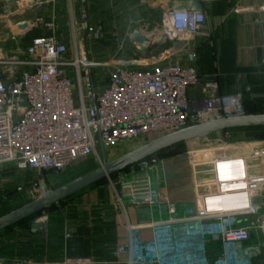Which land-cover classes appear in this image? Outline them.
Returning a JSON list of instances; mask_svg holds the SVG:
<instances>
[{"label":"built area","instance_id":"obj_1","mask_svg":"<svg viewBox=\"0 0 264 264\" xmlns=\"http://www.w3.org/2000/svg\"><path fill=\"white\" fill-rule=\"evenodd\" d=\"M6 1L3 11L0 10V40L17 36L9 27L13 12L10 0ZM50 1L54 0L41 3ZM17 3L21 6V2ZM79 3L78 20H72L70 47L56 32L54 19L45 22L51 34L37 37L25 47L12 51L0 45V167L3 171H16L6 175L4 184L14 185L19 192L29 185L42 189L49 175H64L73 165L90 158L101 162L99 146L106 152V148L125 141L155 138L212 117L246 113L244 97L253 94L246 75L239 74L236 85L221 91L217 79L203 73L197 65L199 47L203 42H211L214 32L204 11L187 7L167 9L154 34L153 29L148 30V24L130 27L127 36L137 51L145 50L133 39L136 29L151 39L146 50L156 37L157 42H169L174 54L179 50L186 55V59H150L137 67L126 57L125 38L119 40L120 51L112 59H93L92 49L86 43L100 42L104 27L90 21L88 0ZM21 23H13L17 34L22 31ZM8 27L10 32L5 30ZM101 71H106L102 83L98 79ZM196 89H200L202 96L192 98L190 91ZM224 134L228 136L229 132ZM222 143L227 144L225 140ZM229 145L221 144L215 156L207 150L199 151L201 159L195 156L197 151L192 152L196 208L182 219L176 218L177 204L161 190L157 171L149 161H142V169L132 174L130 184L124 187L127 192L118 199L122 205L128 201L152 211L165 207L170 218L157 220L150 214L145 223H130L131 240L117 247L115 257L128 254L129 264H144V256L150 255L148 263L168 264L161 252L163 240L156 237L145 243L138 232L146 227L160 230L178 222H223L220 235L225 247L249 241L253 231L264 235V139L237 142L243 147L232 156ZM233 160L241 161L243 176L221 180L219 165ZM232 184L242 187L228 188ZM229 192H243L246 205L231 210L207 207L209 198ZM45 219L47 216L42 218ZM247 219L254 223L247 224ZM65 236L71 237V232ZM39 264H119V260L65 258ZM220 264H230L229 259Z\"/></svg>","mask_w":264,"mask_h":264},{"label":"crops","instance_id":"obj_2","mask_svg":"<svg viewBox=\"0 0 264 264\" xmlns=\"http://www.w3.org/2000/svg\"><path fill=\"white\" fill-rule=\"evenodd\" d=\"M42 1L21 0V6L36 7L33 11L40 14L31 18H25L26 15H23L19 21L27 22L28 27L19 34L16 29H13L16 37L21 38L23 35L25 39V35L33 27L52 19L57 22L60 16H65L63 18L68 19L71 27L72 20L74 18L78 20L79 0H54L44 4L41 3ZM88 6L90 21L104 27V37L100 42L86 43L92 49V57L95 60L113 58L118 53L115 51L113 40H118L119 44V40L124 38L127 44L126 57L132 58L139 51L128 39V29L141 23L148 24V30L153 29L152 33H156V27L161 24L163 13L167 9L187 7L204 11L207 24L214 32L211 42H203L199 47L197 65L200 70L214 76L220 84L221 91H227L236 85L239 82V74L246 75V83L251 85L255 95L248 94V96L251 99L262 97L261 90L264 89V0H88ZM60 35L65 41H69L62 34ZM25 44H27L26 41ZM114 51L117 53L115 54ZM140 54L142 58L148 55L154 61L162 59L167 54L172 56L176 54L175 59H186V55L181 54L179 50L174 54L169 42H157L156 37L153 38L152 45ZM199 91L200 89L190 91V96L198 97L196 94ZM235 147L237 148L233 149L243 146ZM171 150H166L156 158L155 163L152 161V167L158 171L156 175L159 178L161 190L178 206L176 218L182 219L196 208L191 172V156L194 150H186L178 154H172ZM232 151L229 152L231 156L236 153V150ZM212 155H217V152H212ZM219 171L221 180L241 179L243 176L241 161L233 160L222 163L219 165ZM133 173L122 177L118 191L112 185L105 189L103 186L96 185L86 189L90 191L89 198L85 197L82 203L78 197L75 203L71 204L70 201L66 205L65 202L57 204L54 207H58L54 209L56 212H53V209L45 211L51 212L48 221H34L45 225L35 228L33 222L30 234L25 236V241L20 237L12 239L10 243L14 251H11L10 255L1 251L0 261L37 264L59 262L65 258L94 257L100 262L119 260V264H129L128 254H121L119 257H115L114 254L119 245L130 242L129 224L145 223L149 221L150 214L157 220L170 218L166 209L152 211L145 205L128 201L121 204L118 197L127 192L128 189L124 187L130 184ZM236 187H242V184H232L228 188L234 190ZM212 199L214 204H221L230 209L246 203V195L243 192H229L212 197ZM247 221L248 219L244 222ZM222 224L223 222L214 220L202 223H175L172 227L180 226L177 230H181L185 226L191 231H195L196 228L206 232L209 238L206 239L205 249L210 264H220L219 260L224 246L220 235ZM161 231L162 229L146 227L140 229L138 235L141 241L147 243L156 237L160 238ZM67 232H71V237L65 236ZM21 236L23 237L22 234ZM241 245L244 253L233 251L230 264H264V235L261 232L253 231L251 239ZM150 258V255H145L144 264H150L148 263ZM173 259L172 257L167 260V263L185 264L181 260L173 263Z\"/></svg>","mask_w":264,"mask_h":264},{"label":"rangeland","instance_id":"obj_3","mask_svg":"<svg viewBox=\"0 0 264 264\" xmlns=\"http://www.w3.org/2000/svg\"><path fill=\"white\" fill-rule=\"evenodd\" d=\"M10 2V3H9ZM8 3L11 7V12H13V14L10 15L9 17V27H13V29H16V27L14 26L13 23L17 22L20 20V18L23 15H26L25 18H31L34 15L40 14L37 13L34 10V8L36 7H32L30 8L29 6L23 7L20 6V3L18 5L17 2H21V0H10ZM7 4L6 0H0V5H1V10L3 11V7L4 5ZM22 5V4H21ZM24 5V4H23ZM3 6V7H2ZM40 7V6H39ZM65 16H60V19L56 22L57 23V27H56V32L58 34H62L64 37H66L69 41V47L71 45V41H72V27L70 22H68V19L63 18ZM44 22H41L42 27L44 26ZM5 28V30H8V32H10V28ZM7 32V31H6ZM14 33V32H13ZM121 35V34H120ZM116 36V35H115ZM5 38V40H4ZM3 40H0V45L5 46L7 48H10L12 51L15 50L17 47H25V39L22 35L21 38H18L15 36V38H13L12 36L8 39H6V36L2 38ZM113 42H115L114 44V48L115 51L119 52V45H118V40L115 41L113 40ZM114 51V53H115ZM116 52V53H117ZM115 53V54H116ZM141 52H137V57H133L134 59L130 58L131 61H133V63H137L135 64L137 67L139 66H143V64L150 62V57L148 55H145V57L141 56L140 54ZM176 56V55H174ZM172 55L167 54L165 57V60H177L175 59V57ZM162 61H165L163 60ZM109 59V58H108ZM108 59H98V61H103V60H108ZM110 59H112V57H110ZM125 59V60H127ZM139 60V61H138ZM142 60H144L142 62ZM138 61V62H136ZM153 61V60H152ZM142 62V63H140ZM104 78H106V71H101L99 72L98 75V79L100 80L99 82L102 83ZM197 96H202L201 92L199 91L198 94H196ZM260 95V94H259ZM262 97H264V93L261 94ZM246 135L242 132L238 133V134H229L228 136L224 133H215L213 135H211L208 138L205 139H197L194 140L193 142H189L186 144V146L184 147L186 150H194L197 151V153L195 154V156H197V158L201 159L200 157L202 156L201 152L199 151H203V150H207L209 152H214V151H218L220 148V145H228L230 144L228 147L229 149L232 150H236L233 148H237L235 146L237 145V142H246V141H259V140H263V139H246L245 137ZM154 137H149V138H139V139H135V140H131V141H125L123 143H120L119 145L113 147V148H106V154L108 159H113L151 139H153ZM226 141L227 144L222 143L223 141ZM232 148H231V147ZM99 152L100 154H102V148L99 146ZM151 165L152 162H150ZM100 162L97 161V159H93L92 161L89 160V163L86 164L83 169H81V171H79L78 174H82L86 171H89L93 168H96L97 166H99ZM142 164H139V166H134L132 168H130L129 170L123 171L121 172V174H117L113 177H111L110 179H106L103 182H101L100 186H103V188L105 189L106 187H111V185L115 188L116 191L119 190L120 188V181L122 179V177H125L133 172H137L139 170L142 169ZM16 173V171H3V169L0 167V215L20 206L21 204L28 202L38 196L41 195L42 189L40 186H33L29 185V187H27V189H25V191L23 192H19L17 190L16 187H14V185H8V184H4V180L5 178H7L6 175H12ZM158 173V171H157ZM27 176H29L27 174ZM71 177H66L65 179H63V181L65 180H70ZM40 179H37V181H39ZM61 181V177L60 176H54V175H49L47 177V187L49 189H53L55 188L59 182ZM40 187V188H39ZM90 193V191L85 190L77 195H74L72 197H70L69 199L65 200V205L67 203H75L77 202L76 198L79 197L80 202L82 203L85 200V197L87 198ZM13 194V195H12ZM12 195V196H10ZM89 198V197H88ZM78 200V201H79ZM86 203V202H85ZM69 204V205H71ZM64 207V206H63ZM58 208V207H57ZM57 208H52L53 212L55 211L54 209ZM165 207H162L161 210L159 211H164ZM56 212V211H55ZM51 212H45L43 214H41L40 216L32 219V220H28L24 223L18 224L17 226L10 228L8 230H4L2 232H0V252L3 251L5 254H9L11 251H14V247H11V243L10 241L12 239L15 240V238H23L25 241V236L30 234V229H31V225L34 221H40L42 220L43 217L47 216V219H45L44 221H48V219L50 218ZM61 216V215H59ZM58 216V217H59ZM62 218V217H61ZM254 223V220H248L247 224H252ZM179 224V223H177ZM184 225V224H182ZM180 226L176 225L174 227L170 226V227H164L161 231V236L160 239L163 240L161 241V252H162V256L163 258H166L167 260L171 259L172 257L173 259V263H178L179 260H181V262L185 263V264H210L211 262L208 259V254L206 253V249H205V243H207V240L209 237L206 235V232H204L202 229H196L195 231H191L190 229H188L187 227H182L181 230H177V228ZM180 231V232H179ZM186 233H188V235H186ZM21 234L23 235V237L21 236ZM16 237H15V236ZM20 235V236H17ZM27 237V236H26ZM252 237V236H251ZM200 243V244H198ZM236 252V251H241L242 253H244V249L243 246L241 244H235V245H230V246H223L222 247V254L220 256V260L219 263L222 262V260H226L227 261L229 259V262L231 263V258H232V252ZM36 262V261H35ZM39 264V263H37Z\"/></svg>","mask_w":264,"mask_h":264},{"label":"water","instance_id":"obj_4","mask_svg":"<svg viewBox=\"0 0 264 264\" xmlns=\"http://www.w3.org/2000/svg\"><path fill=\"white\" fill-rule=\"evenodd\" d=\"M28 23L19 24V28L25 30ZM134 41L146 50L151 39L139 30L134 31ZM167 38L164 37L163 41ZM264 127V113L233 114L223 117H212L177 131L155 137L113 159H108L104 147H102V161L99 166L90 171L56 187L49 189L42 184L41 195L20 206L0 215V232L28 219L47 208L55 206L98 182L110 179L113 175L121 173L144 160L153 158L159 153L178 145L205 139L215 133H223L236 129ZM156 162V159H153ZM45 224L33 223V227L41 228ZM3 264H26V263H3Z\"/></svg>","mask_w":264,"mask_h":264},{"label":"trees","instance_id":"obj_5","mask_svg":"<svg viewBox=\"0 0 264 264\" xmlns=\"http://www.w3.org/2000/svg\"><path fill=\"white\" fill-rule=\"evenodd\" d=\"M0 10H1V5H0ZM48 34H51V31L48 30V28H47L46 26H43V27H42V25H38V26L33 27V28H32V29H31V30L25 35V41H26V43H30L33 39H35V38H37V37H40V36H43V35H48ZM261 91L264 93V89H263V88H262ZM243 103H244V106H245L246 113H264V97H260V98H257V99H251V98L248 96V94H246L245 97H244V101H243ZM227 132H229V134H238V133L242 132V133H244V134L246 135V136H245L246 139H264V127H252V128L236 129V130H231V131H225V132H223V133H227ZM185 146H186V143L181 144V145H178V146H176V147H174V148H171V149H172V150H171V151H172V154H178V153L185 152V151H186V149L184 148ZM164 152H165V151L159 153L158 155H156V156L153 157V158H149V159H147V161L152 162L153 159L158 158V157H159L160 155H162ZM89 160L92 161V158L87 159V160H85V161H82V162H79V163L73 165V166L68 170L67 173H65L64 175H61V176H60V177H61V181H60L58 184H56V185H57L56 187H58V186H60V185H62V184H64V183H66V182H68V181H70V180H72V179H74V178H76V177H78V176H80V175L86 173V172H88V171H86V172H84V173H82V174H78L79 171H81V169H83V167H84L86 164L89 163ZM139 164H140V163H139ZM139 164H136V165H134V166H139ZM134 166H133V167H134ZM131 168H132V167H131ZM129 169H130V168H129ZM129 169H127V170H129ZM89 171H90V170H89ZM125 171H126V170H125ZM115 175H117V174H115ZM115 175H113V176H115ZM113 176H112V177H113ZM66 177H71V178H70V180H65V181H63V179H65ZM105 180H106V179H105ZM103 181H104V180L98 182L97 184H94V185L91 186V187H94V186L100 184V183L103 182ZM56 187H55V188H56ZM76 195H77V194H76ZM67 199H69V198H67ZM67 199H66V200H67ZM62 202H65V200L62 201ZM62 202H60V203H62ZM55 206H56V205H55ZM55 206H52V207H50V208H47V209H45L44 211H42V212H40V213H37L36 215H34V216H32V217H30V218H28V219H25V220L19 222L18 224L24 223V222H26V221H28V220H32V219H34V218L40 216L41 214H43L45 211L54 208ZM18 224L14 225V226H12V227H10V228H13V227L17 226ZM10 228H8V229H10ZM8 229H6V230H8Z\"/></svg>","mask_w":264,"mask_h":264},{"label":"bare ground","instance_id":"obj_6","mask_svg":"<svg viewBox=\"0 0 264 264\" xmlns=\"http://www.w3.org/2000/svg\"><path fill=\"white\" fill-rule=\"evenodd\" d=\"M245 205H246V203L244 205L242 204L241 206L236 207V208L244 207ZM207 207L209 209H212V210H231L232 209V208L230 209V208L223 207V206H221V204H214L212 198H209L207 200ZM233 209H235V208H233Z\"/></svg>","mask_w":264,"mask_h":264}]
</instances>
